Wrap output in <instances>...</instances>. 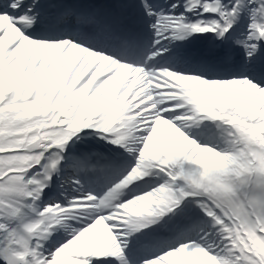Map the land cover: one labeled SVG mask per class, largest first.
Returning <instances> with one entry per match:
<instances>
[{
  "label": "snow or ice",
  "instance_id": "6c2138e0",
  "mask_svg": "<svg viewBox=\"0 0 264 264\" xmlns=\"http://www.w3.org/2000/svg\"><path fill=\"white\" fill-rule=\"evenodd\" d=\"M241 5L242 0H234L230 6L223 4L221 0H186L185 11L199 10L201 14L207 13L211 18L187 21L183 13L156 14V20L151 27L158 39L153 43L158 46L161 40L169 36L183 39L192 33L212 32L223 37L232 27ZM34 9L35 0H0V39L6 41L10 54L24 55L27 46L35 45L39 48L41 43H46L48 47L53 44L59 46L60 43H71L73 46H79V51L86 52L88 56L100 53L68 38L46 39L33 36L27 30L36 23ZM251 13V22L244 41L245 55L248 57L258 50L259 42L264 41V0H258L257 4L252 5ZM148 14L153 15L150 10ZM124 46H128L127 41ZM163 51L166 49L156 47L149 52L146 59L161 55ZM113 59L131 64L122 62L119 58ZM132 65L149 70L142 64ZM151 70L156 83L172 85L175 81H180L184 87L165 86L152 88L150 92H180L181 95L162 99L158 103H154L160 99L158 96L145 100L149 92L136 96L132 101L136 106L131 109L135 116L126 126H121L119 122L111 126L106 125L104 114L100 112L84 116L83 119L90 122L79 127L72 126L74 121L80 118L78 110L69 115L53 117L51 126L41 129L47 139L41 140L38 147H9L0 151V215L16 217L20 213L21 199L37 198L62 158L59 152L54 153L53 158L43 164L40 174L29 176L28 170L41 164L46 149L63 148L70 137L86 128L97 129L99 135L114 144H122L127 137L143 130L141 146L136 149L135 165L104 196L97 199L92 195H85L74 198L67 206L57 204L45 207L39 212L37 219L23 224L22 228H11L0 222V264H112L109 258H116L120 264H130L122 248V237L151 223L152 218L171 211L184 197L192 195L206 198L207 203L201 204L200 207L212 222L219 226L221 235L226 239L222 253H210L196 242L182 243L148 260L147 264H183L185 258L195 253H206L214 259L215 264H264V211L260 213V224H256L249 213L251 227L248 234L242 231L234 232L232 228L236 219L231 215L228 204L205 187L192 184L187 179L189 170L196 169L197 165L205 169L201 174H207L206 170L214 163V157H231L209 155V146L197 143L177 126L179 121L192 115L179 116L176 118L177 122L165 118L170 115L168 105L175 109L187 108L191 114H200L206 111L203 103L215 102L217 97L240 93L255 100L253 89L256 92H264V80L256 81L254 77L246 74L228 79H206L199 75L182 74L167 67ZM153 104L154 106L150 107ZM245 139L252 140V136L248 135ZM240 147L237 142L233 148L224 151H235ZM18 156H22L23 160L15 159ZM153 168L165 172L169 179L143 194L122 202L115 200L118 190L145 176L148 170ZM244 180L248 181L247 185ZM234 183L236 191L232 199L241 203L245 210L248 207V198L256 192L264 194V183L256 187L249 177ZM90 206L101 209L102 214H97L91 223L76 231L72 238L57 247L49 256L43 255L40 242L52 226L73 211Z\"/></svg>",
  "mask_w": 264,
  "mask_h": 264
},
{
  "label": "bare ground",
  "instance_id": "6f19581e",
  "mask_svg": "<svg viewBox=\"0 0 264 264\" xmlns=\"http://www.w3.org/2000/svg\"><path fill=\"white\" fill-rule=\"evenodd\" d=\"M77 1L79 3L81 0ZM172 13L174 15H179L180 13L184 14L180 5L177 6ZM250 22L249 13H245L242 24H246V27L245 31L241 32V44L244 55L246 52L244 41L247 37L248 25ZM187 41H190V39ZM190 44L193 45L192 42H190ZM60 45L61 43L59 46L53 44L51 47H48L46 43H41L39 48L35 45H30L26 47L24 55H12L9 53L8 49H4L7 46L6 41L0 39V90L7 91L8 89V92H10L11 88L18 87V91L22 92L21 89L23 88L24 93H19V95L22 100H29L30 107L35 109L42 108L46 112H57L58 116L69 115L73 111L78 110L80 118L74 121V124L72 125L73 127H79L84 123L90 122L83 119L85 114L88 115L91 113L92 115H95L98 112L104 114V123H110L114 120L119 122V115H121L120 112H122V115H124L122 118L124 123H119L121 126H126L132 119H134L135 114L131 112V109L136 106L132 103L136 96H140L145 92H149V95L145 97V100L152 99L153 96H155V93L150 92V89L157 88L158 83H156L152 75H149L145 70H133L131 69V66H124L112 58H103L101 57V54L98 56H88L83 51L64 49L60 47ZM152 45H154L153 42ZM183 46L190 49V45L187 44L186 41H184ZM260 53L261 49L259 45L258 50L255 51L251 57L258 56ZM245 57L249 58L246 55ZM178 60L181 61L180 59ZM177 72L180 73L178 70ZM120 80L124 81V83H120ZM253 95L256 97L255 100H252L246 94H229L227 97L215 98L216 105L214 102L207 101H205V104L214 109H232L233 111L238 112L239 115L241 114L243 120L248 115L252 116L253 119L247 123L252 124V129L250 131L254 136L257 150L259 151L260 156L264 159V92H256L253 89ZM54 96L59 97L57 100L58 103L55 102ZM9 99H14L15 101H9L6 103V105H9L10 109H12L17 105L18 98L11 97ZM158 101L160 100L158 99ZM17 106L19 108V105ZM59 106H62L61 109ZM152 106L154 105H150V107ZM183 110L187 111L188 109L183 108ZM221 110L218 112L220 115L222 114ZM165 118L177 122V117L175 115L170 114ZM192 121L195 122L194 120ZM177 126L181 127L182 131H186L185 134L189 133V128L185 126L184 122H179ZM93 129L94 128H86L81 129L80 131H82L84 135L86 134V131ZM138 131L132 136L126 138L125 145L127 149L130 150L137 143L141 146L139 138L142 135L138 134ZM221 131L222 128L220 133H222L224 137V134ZM75 137L77 139L80 136ZM91 137L94 141L101 143L104 147H109L110 145L107 139L99 134H94ZM91 137L77 140L85 142V139L88 140ZM38 138L40 141L44 139L40 135ZM189 138L194 139L197 143L203 146H209V142L207 140H201V136H199L200 142L197 141L198 138L195 136H189ZM226 138L229 137L227 136ZM250 143L251 140H246V147L249 146ZM114 145L117 146L118 144ZM220 155L219 157L223 158L227 156L231 157V159H217L214 157V163L206 170L207 174H201L205 172V169L203 166L197 165L196 169L189 170L187 173V179L189 182L192 184H200L214 195L216 190L223 186L221 183V175L224 180L228 181V183L236 181L238 179L237 170L239 169V165L235 163L236 157L231 152L224 156ZM72 156H79V153L75 152L71 157ZM131 158L136 162L137 156L135 158V156L132 155ZM220 167L222 170L219 169ZM155 173L156 177L154 175L151 177L155 179L164 177L159 181L160 183H164L169 179L167 174L158 168H155ZM32 175H37V173H33ZM208 181L212 184L209 185ZM157 186L159 185H155L153 188ZM184 198L188 199L183 201L179 206V210L171 216L170 221H175L181 215L202 217L204 224L209 227L212 234L210 235V240L204 239L199 242V244L202 247H205L206 250H209L210 253H222L226 239L221 235L218 225H215L211 218L208 217L200 207L201 204L207 203V201L202 197H197L195 195ZM95 211V206L85 207L81 210L74 211V217L82 216L78 221L80 223L78 230L92 222L97 215ZM159 217H154L151 221L156 222ZM12 222L11 219L9 224ZM139 229H143V227L130 233L136 235L139 233ZM232 230L236 232L234 225ZM75 232L76 231H73V234ZM73 234H71V238ZM135 235L133 238L129 234L125 235L122 237V240L125 243H128L127 240L136 239ZM64 240H66V238ZM166 242L168 243V240H166ZM189 242H193V240L189 239L186 242L180 241L179 243L172 241L169 245H172L170 247L175 248L174 246L176 245L179 246L182 243ZM215 244L216 246L214 247ZM122 248L124 250V247ZM173 248H169L168 250ZM40 251L45 255V247H42ZM125 258H127L126 254ZM110 260L114 263L116 262L120 264V261L116 258H110ZM183 264H215V261L206 253H195L185 258Z\"/></svg>",
  "mask_w": 264,
  "mask_h": 264
},
{
  "label": "rangeland",
  "instance_id": "374dc122",
  "mask_svg": "<svg viewBox=\"0 0 264 264\" xmlns=\"http://www.w3.org/2000/svg\"><path fill=\"white\" fill-rule=\"evenodd\" d=\"M7 93L8 92L6 91L3 94L0 93L2 99H8ZM27 102L28 101H24L23 103L27 104ZM36 111L37 110L32 108L25 109L24 105L22 108L20 107V109L18 106H14L12 109H10L8 105H0V145L7 147L33 148L35 146V141L32 139V137L27 139L26 134H22V130L26 129L27 124H31L34 119H38V123L42 122L41 127H48L47 117L40 116L41 114H37ZM86 115L87 114H85V116ZM239 118L246 133L252 136V140L247 147L245 144H243L244 149L246 147L250 150L248 151L245 159L242 157L245 156L246 151L235 160V163L239 165V169L237 170V180H242L244 177H249L251 178L252 183L258 187L260 184L264 183V159L260 156V153L257 150L253 134L247 129V125L249 124L247 122L251 121L253 117L248 115L244 118V120L241 116H239ZM42 133L47 137L44 132ZM5 150H7V148H5L3 151ZM219 169L222 170L221 167ZM243 182L246 185L248 183L247 180H244ZM221 183L223 186H221L220 190H218L221 191L220 194L218 195V193H214V195L218 199L228 204L231 215L236 219V225L234 224L236 232L242 231L245 234H248V229L251 227L249 224V213L251 214V218L255 219L256 224H260L261 222L260 213L264 211V194L256 192L253 196L248 198L246 200L248 207L247 210H245L241 203L234 202L232 199L235 196L236 191L235 183H228L227 180L223 179L222 175ZM202 198L206 201V198ZM4 218L6 219L5 223H7L10 217ZM237 225H239V227H237Z\"/></svg>",
  "mask_w": 264,
  "mask_h": 264
},
{
  "label": "clouds",
  "instance_id": "9594fccd",
  "mask_svg": "<svg viewBox=\"0 0 264 264\" xmlns=\"http://www.w3.org/2000/svg\"><path fill=\"white\" fill-rule=\"evenodd\" d=\"M210 115H211L210 113H208V112L205 111V112L200 113V114L193 113L192 116L185 117V119L186 120H190V119L199 118V117H208L209 118ZM197 147L199 148L200 145H197ZM205 147H207V146H205ZM207 150H208L209 155H211V156H219L220 155V153L218 151L214 150L211 147H208Z\"/></svg>",
  "mask_w": 264,
  "mask_h": 264
}]
</instances>
